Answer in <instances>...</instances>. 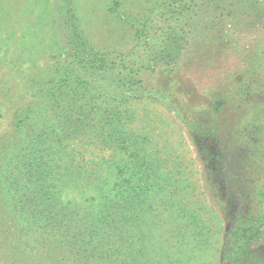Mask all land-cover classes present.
Returning <instances> with one entry per match:
<instances>
[{"label": "rangeland", "instance_id": "obj_1", "mask_svg": "<svg viewBox=\"0 0 264 264\" xmlns=\"http://www.w3.org/2000/svg\"><path fill=\"white\" fill-rule=\"evenodd\" d=\"M158 1L70 2L73 29L96 49L129 50L142 29L161 37L169 15L186 35L165 40L169 60L142 68L139 89L69 81L53 97L64 0H0V264H235L244 248L236 264H264V236L243 248L230 235L238 202L257 216L251 185L264 187V0H166L180 11L153 13ZM154 44H137L130 63ZM39 109L47 121L35 124ZM249 132L253 163L231 165ZM198 140L220 152L216 172ZM147 178L131 210L129 188ZM40 236L55 240L40 260L14 247L39 248Z\"/></svg>", "mask_w": 264, "mask_h": 264}, {"label": "trees", "instance_id": "obj_2", "mask_svg": "<svg viewBox=\"0 0 264 264\" xmlns=\"http://www.w3.org/2000/svg\"><path fill=\"white\" fill-rule=\"evenodd\" d=\"M73 0H64V3L61 6V14L65 17L64 22L60 21L59 25L66 29L65 33L63 34V37L66 38V42L62 45H60L61 51H60V61L57 69V75L56 80L53 82L54 85L51 87V89H54L51 93L53 97L57 96L58 92L62 90L63 87H60L62 84H68L69 81H73V84L76 86H86L87 84L94 82V83H100V85H103V82L110 85L111 88L114 90L117 89V91L124 92L131 86L136 85L139 89V85H142L144 82V79H142L139 74H141V69L145 68L148 69L151 67L152 64H155L156 62H166L170 58V52L166 45L167 42H165L166 39H173V38H181L185 39L186 34H182L175 30L172 25L171 21L173 16L169 15L167 16L165 22H167V26L164 27L163 30H161L159 37L157 35V32L155 31H147L144 32L142 29V36L140 38H135L134 45L129 50H124L123 48H103V49H96L92 44L89 43L87 39H85L81 34L73 29V22L75 21L77 14L75 12L73 13L72 10L69 7L70 2ZM169 1V0H168ZM168 1L166 0H159L157 5L153 7L152 12L158 13L163 12L166 10V13H172V12H179L177 4L169 5ZM213 0H208L206 3H208V10H211V6ZM203 4V3H202ZM161 9V10H160ZM175 9V10H174ZM210 16V14H207L204 16L206 18L207 16ZM191 19L193 16H190ZM148 21H144V24L142 25L144 28L148 26ZM150 28V27H149ZM161 28V27H160ZM141 33V32H140ZM154 42L156 45V51H153L152 56H149L144 59V63L138 66H136V63H130L131 60L136 56L134 48L139 43L143 42ZM186 43V42H185ZM72 79V80H71ZM115 92V91H114ZM130 96V95H129ZM163 100H166V96H161ZM228 99L225 97L222 100H220L217 105V111L223 110L227 105ZM44 115V118H47V115H45L43 109H39L35 111V118L34 123H42L46 122V119H42ZM41 124L34 129V133L32 134L33 139L38 141L42 138L43 132L42 130L48 126L40 127ZM195 130V129H194ZM233 132H237L241 134V131H239L237 128L233 130ZM252 132V131H251ZM248 133V153H239L238 157H234V160L229 162L231 165L236 164H249L252 162V159H249L248 157H251L254 152L258 150V147L256 146L257 138L253 136L254 134ZM199 137V136H198ZM202 139V138H201ZM200 143L201 150L205 149L206 152L209 154L211 161L210 163L214 166V171L218 169V160H220V154L214 150V148L209 147V145L205 144L203 140H198ZM204 147V148H202ZM256 147V149H255ZM263 153H264V149ZM264 157V155L262 156ZM242 158V161H240ZM249 160V161H248ZM253 163V162H252ZM220 165V164H219ZM216 169V170H215ZM134 170V169H132ZM138 171V170H136ZM149 178V177H148ZM148 178L144 180L142 187H139L137 192H134L132 186H130L129 191L133 193V196L129 198L128 203L124 205H132L131 210L136 203L132 202L134 199H138V193H141L145 188H148L150 185H153L154 182H148ZM228 183L231 182L229 178H227ZM131 183V182H130ZM255 186V189L253 191L254 195L257 197H260V210L255 217H248L245 216L243 213V202H238L237 207L234 209L236 212L234 213L235 219L238 222L235 226V230H230V235L234 239L235 244H237L239 241L243 240V248L247 247L251 242H253L257 238H262L264 236V213L261 209V203L264 199V188L260 189L258 185H251ZM131 193V194H132ZM229 194V193H228ZM238 194V191H233L232 195ZM245 194V192H244ZM231 195V193L229 194ZM55 199V198H54ZM54 202L48 203L47 208H52ZM109 207L112 206V203H107ZM40 210L36 213V217L39 218L40 221L41 218L47 219V215H45V212L51 211L49 209ZM108 214V213H107ZM105 214V217L106 215ZM41 233V232H39ZM38 233V234H39ZM20 238V236H18ZM53 242L55 240H48L42 236H40L39 241V248L36 246H32V242H21L15 243L14 247L17 249L20 247V255L24 258H29L32 260H40L41 256L39 251L40 250H46L49 247L52 248ZM227 243H230L228 240ZM14 244V243H13ZM20 245V246H19ZM40 245L47 246L46 248H42ZM242 248V246H241ZM29 249V250H28ZM239 247L235 249L238 251ZM247 248H244L240 252V256L235 258V264L238 263L242 256L246 255ZM28 250V251H27ZM235 251V252H236Z\"/></svg>", "mask_w": 264, "mask_h": 264}, {"label": "crops", "instance_id": "obj_3", "mask_svg": "<svg viewBox=\"0 0 264 264\" xmlns=\"http://www.w3.org/2000/svg\"><path fill=\"white\" fill-rule=\"evenodd\" d=\"M228 103H230V100H228L227 105H228ZM227 105H226V106H227ZM237 151H238L237 154L239 155V153H240L242 150H237ZM219 154H220V152H219ZM236 157H238V156H236ZM220 158H221V155H220ZM217 167H218V166H217ZM218 169H219V167H218ZM218 169H217V170H218ZM230 178H231V177H229V179H230Z\"/></svg>", "mask_w": 264, "mask_h": 264}, {"label": "water", "instance_id": "obj_4", "mask_svg": "<svg viewBox=\"0 0 264 264\" xmlns=\"http://www.w3.org/2000/svg\"><path fill=\"white\" fill-rule=\"evenodd\" d=\"M263 211H264V201H263Z\"/></svg>", "mask_w": 264, "mask_h": 264}]
</instances>
